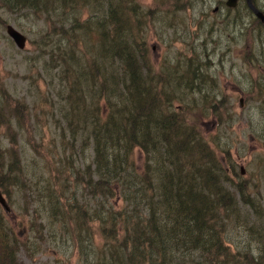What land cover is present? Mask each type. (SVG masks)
<instances>
[{
  "label": "trees",
  "instance_id": "trees-1",
  "mask_svg": "<svg viewBox=\"0 0 264 264\" xmlns=\"http://www.w3.org/2000/svg\"><path fill=\"white\" fill-rule=\"evenodd\" d=\"M153 1L142 9L135 0H0L5 13L43 20L38 51L55 72L58 102L50 138L26 142L40 161L24 166V244L0 213V264H20L19 249L39 252L46 228L59 233V247H72L73 264H264V227L240 222L238 206L258 223L264 212L226 151L202 133L225 122L206 54L188 44V53L156 64L146 46L156 15L190 6ZM204 81L212 95L200 93ZM26 109L0 93V127L23 112L27 123ZM1 166L0 194L11 179V166ZM238 227L249 230L252 250L231 246Z\"/></svg>",
  "mask_w": 264,
  "mask_h": 264
},
{
  "label": "rangeland",
  "instance_id": "rangeland-1",
  "mask_svg": "<svg viewBox=\"0 0 264 264\" xmlns=\"http://www.w3.org/2000/svg\"><path fill=\"white\" fill-rule=\"evenodd\" d=\"M135 1L142 9L155 4L153 0ZM186 1L190 6L188 10L163 11L156 15L154 25L148 24L149 28L145 34L146 46L150 50L152 61L157 64L163 60L172 61L177 53H188V44H192L197 54L200 52L199 44L201 45L207 57L206 69L203 70L213 80L216 98H223L221 112L222 120L225 121L216 131L211 132L208 128L211 129L216 121L211 125L205 124L202 133L211 138L215 146L226 151L236 175L244 178L249 198L254 200L255 208L259 207L264 212V89L261 84L264 77L260 79L264 70V47L263 51L258 48L257 43L251 39V33L245 30L243 23L247 25L248 15L244 12V17L238 19L239 11L226 12L231 8H226L225 0ZM220 2L219 9L213 13L212 10ZM242 10L244 9L241 7ZM85 15L82 14V19ZM0 17L5 21V26L11 25L25 38L23 48L17 49L5 35V26L0 27V93L4 91L12 100L26 105V111L28 110L27 123H24L23 112L22 121L18 124L7 117L5 122H9L8 127H0V168H3L1 163L4 168L11 166V179L3 184L1 194L9 211L0 209V213L5 223L24 244V226L27 219L24 215V200L31 199L24 190V166L28 167L31 163L39 165L40 161L26 142L33 139L38 143V138L48 140L49 132L55 128L53 115L56 114L58 103L55 97V72L44 70L43 62L46 63V60L38 51V36L46 30L43 20L35 19L30 12L11 15L2 10ZM249 26L251 25H247V28ZM254 28L260 29L255 24ZM259 44L264 46L262 41H259ZM197 58L200 59L201 56ZM178 75H181V72H178ZM197 81H194L193 85ZM200 87L202 95L209 96V92L212 95L209 81H204ZM253 95L259 100L258 103L253 104L250 101ZM11 105H14V102ZM1 109L3 110V106ZM38 114L39 121L34 117ZM4 128L8 129L4 131ZM10 152H13L11 157ZM133 157L137 163L140 161L139 154L133 152ZM13 175L17 177L14 184ZM238 207L240 222L245 220L254 229H258V225L263 229L264 223L255 220V214L251 211L253 209L243 205ZM41 221L45 223L43 218ZM232 223L234 218L231 225ZM248 224L245 225L248 227ZM240 228L230 232L228 241L237 249L252 250L253 244L248 245L246 242L249 230L241 233ZM42 235L43 241L39 244V252L36 254L28 257L24 250L17 251L20 264H73L72 247H69L67 242L64 248L59 247L61 239L57 231L55 236H51L50 230L46 228L43 229Z\"/></svg>",
  "mask_w": 264,
  "mask_h": 264
},
{
  "label": "flooded vegetation",
  "instance_id": "flooded-vegetation-1",
  "mask_svg": "<svg viewBox=\"0 0 264 264\" xmlns=\"http://www.w3.org/2000/svg\"><path fill=\"white\" fill-rule=\"evenodd\" d=\"M220 5H221V2L217 4V7H214V10H212V12L214 13L216 10H218L219 9L218 7ZM241 7L244 9L245 14H247L249 17L248 21H247V25H251L247 28V25L245 23H243L245 25L244 28L246 31L251 33L250 36H251L252 41H255L258 45V48H261L263 51L264 46H263V44H259V41L264 42V20L263 21L261 20L262 17L264 18V1L263 0H248V3H246L245 0H236L234 7L229 9V10H231L229 12H233L234 10L239 11L238 19H241L244 17L243 16L244 14L240 13ZM241 23L242 22H240V24ZM254 24H255V26L256 25L259 26L260 29L259 30L255 29ZM241 27H243V26L241 25ZM241 27H239V28H241ZM254 31H255V33H254ZM253 34H254V36H253ZM263 65H264V62H263ZM259 67H260V65H259ZM263 77H264V70H263L262 77L260 79H262ZM261 84H262V87L264 89V82ZM262 93H264V92H262ZM0 209H2L1 206H0Z\"/></svg>",
  "mask_w": 264,
  "mask_h": 264
},
{
  "label": "water",
  "instance_id": "water-1",
  "mask_svg": "<svg viewBox=\"0 0 264 264\" xmlns=\"http://www.w3.org/2000/svg\"><path fill=\"white\" fill-rule=\"evenodd\" d=\"M245 1L246 3H248V0H245ZM235 2L236 0H225V6L227 8H232L234 7ZM261 20L263 21L264 19L261 18ZM4 33L12 41V43L17 49L21 50L23 48L24 43H25V38L22 34H20L12 26L6 25L4 28ZM0 206L5 212H8L9 209L1 195H0Z\"/></svg>",
  "mask_w": 264,
  "mask_h": 264
},
{
  "label": "bare ground",
  "instance_id": "bare-ground-1",
  "mask_svg": "<svg viewBox=\"0 0 264 264\" xmlns=\"http://www.w3.org/2000/svg\"><path fill=\"white\" fill-rule=\"evenodd\" d=\"M260 16V15H259ZM262 17V16H261ZM247 18V17H246ZM263 18V17H262ZM264 19V18H263ZM237 23V22H236Z\"/></svg>",
  "mask_w": 264,
  "mask_h": 264
}]
</instances>
